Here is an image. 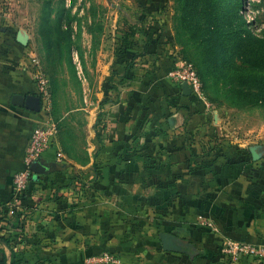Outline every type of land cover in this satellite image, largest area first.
<instances>
[{
    "label": "crops",
    "instance_id": "crops-1",
    "mask_svg": "<svg viewBox=\"0 0 264 264\" xmlns=\"http://www.w3.org/2000/svg\"><path fill=\"white\" fill-rule=\"evenodd\" d=\"M154 49L145 76L120 88L102 109L86 185L61 187L68 183L47 173L19 192L12 176L24 167L21 149L43 119L11 104L13 94H34L36 86L0 46L5 264H85L102 252L119 264H260L233 263L223 247L230 240L264 244V153L253 160L248 148L214 142L204 102L192 92L183 96L180 84L167 77L176 65L171 34H159ZM56 151L54 142L43 157ZM161 232L173 234L181 251L163 250Z\"/></svg>",
    "mask_w": 264,
    "mask_h": 264
},
{
    "label": "rangeland",
    "instance_id": "rangeland-1",
    "mask_svg": "<svg viewBox=\"0 0 264 264\" xmlns=\"http://www.w3.org/2000/svg\"><path fill=\"white\" fill-rule=\"evenodd\" d=\"M138 1L0 0V46L34 84L36 73L47 77V93L32 94L40 106L33 112L55 125L56 154L40 157L68 183L61 187L86 185L102 109L150 70L165 32L175 63L198 72L212 141L264 150V0H166L157 10ZM31 132L15 173L29 159Z\"/></svg>",
    "mask_w": 264,
    "mask_h": 264
},
{
    "label": "built area",
    "instance_id": "built-area-1",
    "mask_svg": "<svg viewBox=\"0 0 264 264\" xmlns=\"http://www.w3.org/2000/svg\"><path fill=\"white\" fill-rule=\"evenodd\" d=\"M35 62V59H33ZM35 86L36 90L42 94H46L47 77L42 73H36ZM167 77L177 84L186 82L192 93L199 100H203L200 92V79L196 70L190 64L183 62L167 73ZM56 128L53 122L43 121L37 124L30 136L29 143V159L22 171L16 172L13 175V186L16 191H25L28 184L32 180V172L29 169L30 164L51 146L55 138ZM214 222L209 220L207 225L213 227ZM223 253L230 259L231 262H237L241 259H251L260 264H264V244H253L248 242L227 241L223 247ZM87 264H119L118 258L109 253L102 252L98 255L91 256L86 260Z\"/></svg>",
    "mask_w": 264,
    "mask_h": 264
},
{
    "label": "water",
    "instance_id": "water-1",
    "mask_svg": "<svg viewBox=\"0 0 264 264\" xmlns=\"http://www.w3.org/2000/svg\"><path fill=\"white\" fill-rule=\"evenodd\" d=\"M180 88L183 96L190 95L191 90L186 82H182L180 84ZM11 104L14 106L24 107L31 111H38L40 107L38 98L32 94H13L11 96ZM248 151L253 160H258L261 154L264 152L263 148L259 145L248 147ZM54 167V163L48 162L42 157H38L30 164L29 169L32 172V179L36 181L40 175L49 173L55 169ZM159 238L163 250L181 251V244L173 234L161 232L159 234Z\"/></svg>",
    "mask_w": 264,
    "mask_h": 264
},
{
    "label": "trees",
    "instance_id": "trees-1",
    "mask_svg": "<svg viewBox=\"0 0 264 264\" xmlns=\"http://www.w3.org/2000/svg\"><path fill=\"white\" fill-rule=\"evenodd\" d=\"M165 1L166 0H152V2H154L155 4H156V6L154 5V10H157V9H159L160 7H162L164 4H165ZM138 3H139V5H143V2H142V0H139L138 1ZM149 8H150V6H149ZM151 36L150 35H148L147 36V39H148V41L149 40H151V38H150ZM147 41V42H148ZM147 42L145 43V45L147 44ZM175 67V65L170 69V70H172L173 68ZM170 70H168L167 71V73L170 71ZM197 72V71H196ZM197 74H198V72H197ZM93 168H94V173H95V175H96V173H97V166L93 163ZM33 179L30 181V183H33ZM0 264H5V260L2 258L1 260H0Z\"/></svg>",
    "mask_w": 264,
    "mask_h": 264
}]
</instances>
